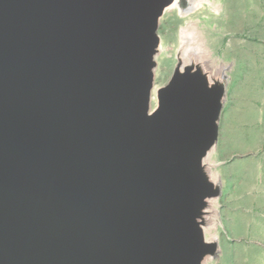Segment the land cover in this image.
Masks as SVG:
<instances>
[{"label": "water", "instance_id": "water-1", "mask_svg": "<svg viewBox=\"0 0 264 264\" xmlns=\"http://www.w3.org/2000/svg\"><path fill=\"white\" fill-rule=\"evenodd\" d=\"M38 1L40 4L34 9L30 7L33 2ZM172 1L129 0L126 17L128 33L126 31L119 39L120 41L118 40L115 44L112 40L97 44L92 53L87 51L88 47L83 43L86 42V38L76 33L78 37L74 36L76 39H71V34L65 27L67 15L66 21L56 25H52V19L58 16V13L51 19L42 21L43 16L40 14L44 12V8H47L46 5L54 0L19 1L22 8H31L29 16L37 15L38 20L35 21L39 26L37 28L45 33L44 36L41 33L43 39L35 40L29 46L27 50L29 62L24 68L26 72L19 77L16 89L13 91L17 94L18 101V95L21 92L24 94L34 83L40 82L41 87L29 99L27 98L25 103L18 101V120L14 121L12 118L9 122L0 124L1 170L13 167L15 171L17 159L21 163L19 167L24 168L21 172L10 176L0 173V178L9 180L4 182L8 183L5 188L1 186L4 191H2L3 200L0 211L4 210L12 214L8 217V221L12 222V228L10 225L6 229L0 227V240L11 238L13 233L17 236L18 226L24 234V241L13 246L16 258L22 255L30 260L25 264H178L177 257L171 255V251L162 245V242H166V239L177 231V224L174 221L176 214L167 212L176 211L178 207L168 206V198L173 195L177 200L181 190L187 196L190 194L188 190L194 192L195 194L188 197V203L181 207L184 211L193 212L195 208L198 209V206H201V196L219 194V186L215 188L212 183H208L199 171L202 159H198L196 154L201 146L204 131L211 129L215 138L217 136L216 118L221 104L218 98L224 94L225 73L221 77L220 95L216 100H210L207 115L203 118H199L182 103L177 94L175 80L165 86L163 93L165 96L171 95V98L175 96L167 103L170 113L191 117L187 124L177 128V132L182 130V137L197 141L193 147H190L189 155L192 156V160H195V176L203 183L182 180L178 165L176 166V163L179 164L178 159L175 162L173 153L169 151L170 143L180 144L179 138H174L171 135L173 132H169L168 127L159 124V118H154L149 124L138 122L128 112L121 110L113 103L115 94L122 90L118 88L120 83L117 77L121 74L116 67L110 66L109 62L114 58L124 57L125 53H120L121 40L133 31L138 33L152 22L156 23L157 30L159 18ZM179 4L184 8L192 7L189 0H179ZM50 26L54 27L49 31ZM72 27L75 30L76 25ZM62 32L65 36L60 39L59 34ZM26 36L29 37L30 34ZM41 43H46L47 49L35 56L34 49ZM0 53H2L1 48ZM116 78L118 81L116 80L114 84L113 79ZM2 80H4L3 76L0 79L1 86ZM58 88H63L65 95L55 103L40 106V97ZM0 90H3V87ZM167 114L164 112L163 116ZM163 128L167 129V133ZM34 148L38 151L33 152V155L42 151L47 153L37 161L32 158L30 163L25 162L26 151ZM208 148L206 147L201 158L206 155ZM181 152L183 155L180 159H184L183 156L189 150ZM24 163L25 166H23ZM44 163L50 167L35 171L36 166ZM128 167L129 170H127ZM136 172L138 175H133ZM57 174H59L60 184L55 189L41 200L26 202L24 192L33 178ZM122 174L126 175L125 183H122L120 187L112 185V178ZM142 176L149 178L146 184L142 181ZM89 177L100 178L96 184L102 188L100 195L87 201L83 200L79 192V201L71 199V196L77 192L78 183ZM17 178L21 180V183ZM13 179H16L17 184H14ZM128 186H135L136 194L140 187L142 189L148 187L150 194L145 196L142 203L147 207L146 213L149 217L152 216V219L154 214L158 213V221L156 218L153 219L156 228L150 234L152 239L148 238L139 242L137 247L134 235L132 237L131 233L125 234L123 237L125 245L131 254L129 252L120 254V252L115 253L120 245L119 236L125 229L135 231L139 221L138 219L136 222L126 223L125 217L128 210L135 209L139 217L141 216L139 209L131 204L133 195L128 199L121 198V192ZM17 195L19 198L16 197ZM152 202H158L155 208L149 207ZM75 212H78L76 216ZM83 212L85 216H81ZM190 214L192 216L188 218L191 220L194 213ZM169 226H174V230H168ZM8 230L11 233H8ZM85 235H93L94 240L89 248L97 243L105 242H112L114 246L108 253L96 258H87L85 254L70 255L68 252L70 242ZM197 237H199L201 249L195 257L198 256L199 260L205 250L213 253L215 245L214 243L205 244L202 237L199 235ZM39 245H43V248L37 250ZM35 246H37L36 249L31 250ZM143 247L149 248L144 258H152L153 262L139 261L142 259L139 251ZM161 253H164V257L158 258ZM117 255L120 256L116 257ZM13 263L17 264L16 260H12Z\"/></svg>", "mask_w": 264, "mask_h": 264}, {"label": "bare ground", "instance_id": "bare-ground-1", "mask_svg": "<svg viewBox=\"0 0 264 264\" xmlns=\"http://www.w3.org/2000/svg\"><path fill=\"white\" fill-rule=\"evenodd\" d=\"M19 1L20 0H0V48L2 52L0 53V70L2 71L0 73V79L2 78V76L4 77V80H2V86L0 85V88L3 87V90H0L1 125L2 122H9L12 118L14 121L18 120V101L21 100L23 103H25L24 101L27 98L29 99V97H31L32 94L34 92H37L41 87L40 82L34 83L31 88H28L25 91L24 94L23 92H21L18 95L19 100H16L17 94H14L13 90L16 89L19 77L26 72L24 68L25 65L29 62L27 57V50L33 41L43 39L41 33L43 34V36L45 34L42 32V30H40V28H37L39 27L35 22L36 20H38L37 15L29 16L30 9H34L37 5L40 4V1L33 2L30 5L31 8H22L19 4ZM128 1L129 0H54V2L48 3L46 5L47 8H44V12H42V14L40 15L43 16V21L47 18L51 19L54 14L58 13V16L53 17L52 25H56L62 21H66L67 15L68 20L65 23V27L69 30L71 39H76L74 36L78 37L76 33H78L80 37L86 38V42L83 43L86 47H88L87 51L92 53L93 50L97 47V44L106 42L107 40H112V43L115 44L121 38V36L125 34L126 31L128 33L126 24V17L129 9ZM205 2L212 4V2L209 0H189V4H191L192 7L182 8L179 4V0H173L170 4V8L175 7L176 9H178L179 14H181L182 16H187L188 14L199 8L201 5H203ZM215 11L220 12V9L215 8ZM62 13L64 15H62ZM160 20L161 18H159L157 26H159ZM72 25H76L75 30L73 29ZM53 27H48L49 31L53 29ZM26 34H30V36L33 37L29 38L30 36L27 37ZM64 36V32L59 34L60 39ZM160 43L161 40L159 34L157 33L155 22L150 23L149 25L141 29L138 33L133 31L130 35L128 34L123 37L120 46L122 51H119L120 53H125L124 57L114 58L109 62L110 66L116 67L118 72L121 74V76H117L119 79H113L114 84L116 83L117 79L119 80L120 86L118 88L122 89L121 92H117L115 94L116 98L113 99V103L119 106L121 110L128 112L130 116L136 119L138 122L149 124V122H153L152 120L154 118H159L160 121L158 122V119L157 122L163 127H168L169 132H173L171 135L174 138H179L178 141L180 142V144H178V142L170 143L169 151L173 153L172 157L174 161L178 159L179 164L176 163V166L178 165L177 167L179 168L180 177H182V180L190 181L193 183H203L199 180L200 178L195 176V160H192V156L189 155L191 151L190 147H193V145L197 141L190 140L188 139V137H182V130H180L179 133L177 132V128H181L184 124H187L191 120V117L189 115L173 114L172 112L170 113L169 111L171 110L169 107L167 108V103L171 101V95L165 96L163 94L165 92V86L154 85V75L155 73L157 74L159 70H157L155 67L157 65L156 60L159 58V56H163V53H165L166 51L165 49H163V42L161 45ZM45 44L46 43H41L40 45H37L35 47L33 52L35 53V56L39 55L41 53L40 51L44 52L47 49ZM118 44H120V42H118ZM194 51L196 52L195 48ZM188 52V46L183 47L182 45L181 49L179 50L178 56L183 55L184 57ZM80 53L82 54V52ZM90 65L94 66L93 64ZM191 67L193 68V70L190 69ZM209 68L212 70H210ZM219 69L220 68L218 66H213L210 62L207 61L206 63H195L192 59L190 60V62H185L183 60L179 63V67L177 68L178 73L175 72L171 78V81H176L175 85L177 88V94L182 100V103H184L186 108L190 109L199 118L206 117V113L208 112V103L210 102V100H216L220 95L221 77L223 75V72H220L221 74L218 73V75L214 73V70ZM209 77L214 78L213 80H210ZM64 95L65 90L63 88L52 89L40 97L39 104L40 106L41 104L50 105L59 101L60 98ZM173 97L175 96L173 95ZM173 97L171 99H173ZM164 112L168 113L165 117L163 116ZM3 114L6 115L3 116ZM163 129L167 133V129ZM215 141L216 138L211 129L204 131L201 137V146L196 154L197 158L200 160L203 159L201 157L203 152L206 150V147H209L207 149L208 151L210 147L213 146ZM177 145H179V148H177ZM184 150H189V152L185 153V155L183 156L184 159H180L183 155L181 151ZM37 151V148H34L31 151H26L25 162H29L32 158L34 159V161H37L38 159L44 157L47 153L45 151H42L33 155V152ZM30 153L32 155H30ZM204 160L206 161V158H204ZM19 162L20 161L17 159L14 167L15 171H13V167H7L3 170H1L0 167V173L3 172V174L10 176L13 173L17 174V172H21L24 168L19 167V165L21 164ZM23 166H25V163ZM49 167L50 166H46L45 163L39 164V166H36L35 171L46 170ZM127 170H129V167L127 168ZM133 175H138V172L134 173ZM58 176L59 174L47 175L39 178L32 177L33 181L27 184L24 192L26 202L28 200H41L42 198L46 197L50 193V191L55 189L60 184L58 182ZM125 176V174H122L121 176L113 177L111 184H115L116 186L120 187L122 183H125ZM21 177L23 176L21 175ZM17 180H19V178H17ZM99 180V177H89L87 180L79 182L78 189L76 190L77 192H75L71 196V199L79 201V192H81V197L83 198V200L89 201L97 198L102 190V188L96 186ZM0 181L2 182L0 184L1 206V202L3 200L2 191H4L1 186L5 188V185H8V183L4 182L9 180L7 178H5L4 180L0 178ZM142 181L146 184V182L149 181V178L145 176ZM13 182L14 184H17L16 179H13ZM19 183H21V180H19ZM140 188L141 189L137 192V194L134 193L136 189L135 186H128L125 190H123V192H121L122 199L131 198L133 195L131 204L139 209V211L141 212V216L139 217V214L135 212L137 211L135 209L128 210L125 217L126 223H133L138 219L139 221L136 224V227L134 229L135 231H128L127 229L123 230V233H121V235L119 236L120 245L116 249L115 253L120 252V254H126L127 252H129V250H127V246L125 245V239L123 238L125 237V234L131 233L132 237L134 235L136 239V247L138 246L139 242L148 238L152 239L150 234L152 230L156 228L153 224V219L156 218V220L158 221V213L154 214L153 219L152 216L149 217V215H147V207H145L142 202H144L143 199L145 198V196L147 194H150V191L148 187H145L143 189L142 187ZM15 192H17V188H15ZM188 192L190 194L187 196V194H185L184 191L181 190L177 200L175 199L176 196L173 195L168 198V206L175 205L178 207L176 211L170 210L167 212L168 214H176L174 221H176L175 223L177 224V231L175 232V234L166 239V242H162V245H164L167 250L171 251V255L177 257L176 260L178 264H200L199 261L201 257L199 258V260L198 256L195 257L201 249L199 237H197V235L203 238V226L207 222L209 211L202 209L203 211H200L202 222H192L191 220H193L194 218L191 217L190 220L188 217L191 216L190 213L193 214V212H187L181 208L182 205L188 203V197L195 194L194 192L189 190ZM18 195L16 197H18ZM201 199V203L203 204V207L205 209L207 207L208 200H205V197L203 196H201ZM170 200L175 201L171 202ZM157 203L158 202H152L149 207L155 208L157 206ZM77 214L78 212L74 213L75 216ZM10 215L12 214L6 213L4 212V210L0 211V227L6 229L8 228V225H10L12 228V222L8 221V217ZM81 216H85V212H83ZM197 223H200V225H197ZM174 228V226H169L168 230L173 231ZM8 233L11 232H9L8 230ZM93 240V235H85L73 239L68 247L69 254H85L87 255V258H96L102 254L108 253L110 248L112 249V247L114 246L112 242H105L97 243L96 245L89 248V246L93 243ZM23 241L24 234H22V231L18 226L17 236L13 233V236L11 238L0 240V264H12V260H16L17 264H25L30 261L28 258H24V256L22 255L16 258L15 247L13 246V244L17 245V243H21ZM36 247L37 246L32 247L31 250H35ZM42 248L43 245H39L37 250ZM148 250V247L141 248V250L139 251V256L142 257V259H139V261L146 260L147 262H153L152 258H144ZM129 253L131 254V252ZM119 256L120 255H117L116 257ZM163 257L164 253L158 255V258Z\"/></svg>", "mask_w": 264, "mask_h": 264}, {"label": "rangeland", "instance_id": "rangeland-1", "mask_svg": "<svg viewBox=\"0 0 264 264\" xmlns=\"http://www.w3.org/2000/svg\"><path fill=\"white\" fill-rule=\"evenodd\" d=\"M209 1L188 17L166 6L157 27L166 51L156 60L154 85L167 86L183 60L207 61L220 68L216 75L225 73L216 141L199 166L220 191L193 210L195 222L209 211L203 241L215 246L199 263L264 264V0ZM182 45L189 48L184 57Z\"/></svg>", "mask_w": 264, "mask_h": 264}]
</instances>
